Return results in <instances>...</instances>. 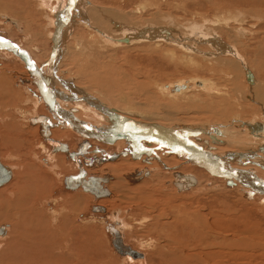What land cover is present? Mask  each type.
Returning a JSON list of instances; mask_svg holds the SVG:
<instances>
[{
    "label": "rangeland",
    "instance_id": "374dc122",
    "mask_svg": "<svg viewBox=\"0 0 264 264\" xmlns=\"http://www.w3.org/2000/svg\"><path fill=\"white\" fill-rule=\"evenodd\" d=\"M40 1L0 0V15L2 14L1 16L5 17L4 20L8 18L15 22V24L10 25V23L2 20L3 18L0 16V36L3 38L8 36L7 39L10 43L15 46L18 45L23 47L25 51L27 50L38 65L42 64L46 59L47 53L52 51V48H50L52 44L48 36L52 30L55 31L56 29V27L50 24L52 21L50 19L54 17L50 15L49 10L44 7V2L47 0ZM56 1L50 0L49 5L52 6ZM89 1L95 6L108 8L115 11V13L121 14H129L132 9L138 8L137 3L140 1H146V6L155 4L147 8L144 11L145 13L141 12L137 14V20L142 19V21H144L152 19L153 24L166 27L168 26L167 20L169 18L172 23L169 26L174 32L172 35L175 34L181 38H188L193 35L192 32L190 33L193 27V30H201L200 32H202V34L209 36L219 34L225 44L232 43L233 47L236 46L235 50L239 53V56L242 54L243 57L245 56L244 58L242 57L245 60L244 63L255 76L257 75L256 79H259L261 74L264 75V0ZM68 2L69 1H67L66 4H68ZM152 14H156V20L150 17ZM163 18L164 20H162ZM75 20L76 23H73V32L76 31L73 33V36L76 39L83 37L86 40L90 32H86V30L80 26L76 17ZM19 29L22 32L19 31ZM24 31L25 34H23ZM232 31L233 33H231ZM236 31H238V34ZM239 33H241V35H239ZM197 37L200 36L197 35ZM70 40L71 38L67 39L68 46L73 44V41ZM186 40H188L190 44H193L191 40ZM196 40L200 41L201 39ZM203 42L204 41L195 45L199 54H192L191 51L180 49L178 45L175 44H173L172 47L170 46V49L163 48L165 44H161L157 47L160 53L156 52L155 55L154 53H147L146 55L143 49H147V47L144 44L139 46H135V44L130 46L122 44L119 45V47L106 46L105 51L107 52V56H105L108 59H106L105 62H109L110 64H105H109L110 67L119 68V66H121L132 78L135 77L134 75L136 73H139L141 79L149 77L150 83L155 81L160 85H167L169 83L182 82L186 79H194L195 81L207 80V82L216 84L218 87L229 89L230 87L225 83L227 79L231 78V74L225 70L223 65L214 62L215 60L213 58V60L210 61L206 57L200 55L202 51H209L208 44H204ZM160 43L164 42L160 41ZM240 45L242 46L240 47ZM114 47L115 49H113ZM139 48L141 50H139ZM109 50H112L111 53L113 54L109 53ZM113 51L119 53L114 54ZM162 51L165 53L164 55L163 53L161 54ZM9 52L12 54L9 55ZM15 55L16 54L12 51L0 50V66L4 69L5 74H7L12 84L13 91L17 92V97L14 99V96H12L9 97V99L4 98L0 101V134H3V136L15 142L17 146V148H15L16 150L13 149V152H17H14L17 160L14 161L13 159L12 161L7 159L8 161L6 163H8V166L14 165L18 175L15 173L16 175L8 184L0 187V192L9 191L12 185L15 187L18 184L23 185L20 180L25 178L24 175H26V173L33 176L32 178L34 180L30 179L29 184L26 185L28 189L26 195L24 193L23 197H20L22 196L20 195L16 200L7 198L9 197L8 194L6 197L1 196L0 204L5 205L8 200L9 202L13 200V203H15V205H13L17 206L18 209L20 208L22 210L21 206L28 209L32 221L30 220L31 217H29L25 219V221H22V224L18 223L17 226L9 222L7 223L10 229H7L6 234L0 237V264H175V262H178L176 264H184V260H187V264H264V203L261 204V201L258 200L259 195L251 194V190H247L249 189L248 187H245L247 189L244 190V188L236 182V185L229 187L224 179L212 176L205 169L201 168V166L190 162L188 163L189 165L180 163L176 168V166L174 167L172 165L173 161L169 157L170 155L172 156L171 153H166L168 157L165 159V155H161L163 150L162 152L161 150L155 151L157 156L161 157V159L162 156H164V163L167 162V164H169L168 167L172 165L170 167L171 169H168V167L160 171L154 169V173L159 172V174H161L159 178L152 175V178H148L139 184L124 185L117 181L115 176L121 178L124 174L132 171L131 169L134 166L147 168L143 159L144 157L152 158V155L145 156L142 154L139 159L134 158L133 160L128 153V146L123 149H118V147H113L114 145L112 144L108 145L103 143L105 144L102 145L104 153H109L108 155H104L105 157L107 156V159L99 162L94 161L93 167L90 166L86 169L89 176H96L94 173L104 175L105 172L98 173L102 170L101 167L107 162H110V164L113 163L114 157H117L120 152L123 154H121L122 156L119 161L127 160L126 163L129 166L125 165L124 169L118 172H111V174L110 172L107 173L113 177V180L110 181L111 183L107 185V188L111 192V196L110 198L108 197L98 201H94L92 196L83 193L81 190L71 192L64 188V184L62 183L64 178L76 172V166L73 167L72 164L74 163L71 159L70 162L65 163L63 167L58 166V168H53L54 170L49 168L48 170L50 171L47 170L41 174L38 171L41 167L37 164L42 161L41 159L44 157L47 159V156L50 154L49 149L43 154L39 145L43 144L46 149L50 148V145L44 144V141L40 138L41 136L34 130L36 129L38 132V128L35 127L36 124L34 125V122H30L29 118H34L35 116L51 117L52 121L56 120V123L53 122V124H57L58 121L60 123L61 121L57 116H53L55 114L51 115L53 113L52 110L45 107L42 102L36 104V99L38 97L40 98V96H38V92L36 91L38 88L34 81L26 74V69L29 71L28 64L25 61L22 62V60L19 59L20 57ZM114 55L117 56L115 57ZM218 57L223 60L230 59L229 56L222 54ZM188 58H190L189 60H192V62L187 63ZM111 59L115 63L119 61L117 62L118 64L116 63V65L113 66L115 63H112L110 61ZM66 62V65H68L71 70L69 74L71 76L75 75L77 67L79 66L78 59L74 56H70ZM98 64H100V62ZM125 65L127 67H124ZM128 66H130V68ZM258 69L260 71H258ZM8 75L13 76L11 77ZM70 75H68V77ZM246 85L244 78H241L236 85L237 91H233L234 96L231 95L237 102H240L238 105L240 111L237 110L240 115V120L249 121L250 118L257 117L261 114L258 113V110L254 111L255 106L250 98V93L246 90ZM233 87H235V85ZM158 93L159 92L156 93L158 103L172 106L171 103L176 102L177 107L180 108H175L174 110L178 111V113L181 111V114L179 113L177 116L176 111L173 112V114H175L173 115V119H171L172 117H168L169 119L164 120V123L160 122L164 118L161 116V120L158 119L157 121L162 124L168 126L169 124L170 126H190L194 124L198 125L199 122L206 121V123L209 124L226 125V122H223L222 118L219 119L221 112H223L222 107H217L215 112L218 111L220 114L217 112L215 116L212 115V118L208 112H205L202 107H200V105L203 106V104L200 103L205 102L203 100H205L206 96L203 92H196L197 95L195 93H190L176 100L168 99L170 98L168 96L165 97L162 95V97L161 94ZM143 94L141 93V95ZM134 97L135 102L143 100L141 99L142 97L138 98L136 95ZM189 100H193L196 105L190 104L192 107H187L186 105H188L187 102ZM191 108L193 113L190 112ZM220 108L222 111H220ZM185 109L186 111L184 112ZM233 109L236 110V108H232L227 111L229 113H236L230 112V110L233 111ZM91 115L92 114H90V119H87V116L84 117L82 113L78 116L84 118V120L97 131H103L110 126L109 121L106 120L108 123L106 121L103 122L102 116L105 117V114L94 117ZM99 117L102 123L101 120H98ZM91 121L93 122L91 123ZM239 138V140L244 142L247 140L245 136H240ZM85 140L86 139H83L82 142ZM79 141H75L70 137V140L69 138L64 139L63 142L72 148L74 144L78 146ZM243 144L236 146L235 150L241 149ZM9 145L11 146V143H8V146L6 143L8 151L11 148ZM97 146H99V144H97ZM6 147H4L2 151L7 152L5 151ZM58 157H61V155ZM55 158L58 162L57 157H54L53 160ZM221 159L226 161L223 157H221ZM242 163H245L248 165V169L254 170L263 177L262 173L264 170L251 159L236 160L233 165L242 167ZM42 169H44L43 166ZM173 171H181L194 175L195 178L197 177V186L193 187L188 192L176 194L174 189L172 187L170 189L167 185L171 179L170 174H172ZM38 173L40 175H38ZM113 187L115 189H113ZM143 190L147 192L149 190L150 193L148 192V196L150 195V203L143 201V199H139L140 191L143 192ZM79 196L84 198H81V201L83 200L82 202L87 201V203H84L83 206H77L78 210H70V206H68L64 199ZM23 198H26V200ZM95 204H100L99 206L104 208L105 213H93L92 206H95ZM77 205L80 204L77 203ZM84 207L85 210H82L81 208ZM33 209H36V212ZM53 211L56 213L55 217H53ZM117 213H119V215ZM119 219L121 221H119ZM184 219L185 222L188 221L186 222L187 224L184 222ZM115 220H118L116 222L121 224L120 227L123 228L122 234L124 236V243L139 253H142L143 260H137L141 262L131 260L128 257H121L113 250L106 226ZM17 221L18 220H16V222ZM1 223L4 222L0 221V224ZM192 223L195 224V226H193ZM207 224H209V226H207ZM34 227L37 230H35ZM53 228L55 229L52 230ZM190 228L194 229L190 230ZM193 232L196 234H191ZM67 236H69L70 239L67 238ZM240 239H243V244L235 243L238 245H231L233 241ZM45 244H48L50 248L45 247ZM250 244L253 245L252 248L254 250L250 247ZM52 246H54L55 250L59 249L58 251L60 253L58 251H56L57 253H52L53 251H50ZM34 249H37V251H33ZM242 249L245 250L243 251ZM63 251H65V253ZM50 253L56 256L53 255L52 257ZM186 257L190 258V260Z\"/></svg>",
    "mask_w": 264,
    "mask_h": 264
},
{
    "label": "bare ground",
    "instance_id": "6f19581e",
    "mask_svg": "<svg viewBox=\"0 0 264 264\" xmlns=\"http://www.w3.org/2000/svg\"><path fill=\"white\" fill-rule=\"evenodd\" d=\"M49 1L47 0L44 2V7H46L47 10H49V14L54 17L50 19L52 20L50 24H52L53 27H56V29L55 31L52 30L48 36L52 44V45L50 44L51 45L50 48H52V51L50 50L51 52L47 53L46 59L45 61L42 62V64L38 65L36 61L33 59V57L31 56V54L27 50L25 51L23 47L18 46V45L15 46L12 43H10L9 40L7 39L8 36L7 37L5 36L4 38L0 36V50L10 51L11 49L15 51L16 55L20 56L19 59H21L22 61H25L28 64L29 71L25 68L26 74L30 76V78L34 81L39 91L38 96L40 95V98L38 97L39 100L38 98L36 99L35 97L37 101L36 104L39 102L40 103L42 102L45 107H47L49 110L50 109L52 110L53 113L51 115L55 114L53 116H57V118L61 121L60 123L58 121V123L55 124L56 120L52 121L51 117L49 118L45 116H39V117L33 116L34 118H31V117L29 118L30 122H34V125L36 124L35 127L38 128L39 133L37 132L36 129H34L35 132L39 135L42 134V135L48 136L47 139L49 140L48 142H45L44 144H49L50 148L46 149V147H44L43 144L39 145L40 146L39 148L40 150H42L41 152H43V154H45V151H48V149H49V154H50L47 156V159L44 157L43 159H41L42 161H40L37 164L41 167L38 170L41 174H43L49 168H52V170H54L53 168H56V167L58 168V166L63 167L65 163L70 162V156H72V154L76 152L78 146L74 144L71 148L70 146H68L67 144L63 142L64 139L69 138L70 140V137H72L75 141L80 140L79 141L80 143L81 137L83 138L92 137V138H95L94 140L92 139L93 141L90 144L92 146L93 145L97 146L98 141L99 142L104 141L102 143H105L108 145L112 144L114 145L113 147H116V148L118 147V149H123L126 146H128L129 147L128 153L133 158V160L134 158L139 159L140 155L142 154L145 156L152 155V158L151 157L149 158L144 157V159L142 158L147 168L134 166L131 169L132 171H130L127 174H124L121 178L119 176H115L117 181H119L120 183H123L124 185L139 184L140 182H143L144 180H147L148 178L149 179L152 178V175L155 177L157 176V178H159L161 174H159V172L154 173V169L157 171H160L164 168L166 169V167H168L169 165L167 164V162L164 163V159H163L164 156H162V159H161V157L157 156V154L155 153L156 150L158 151L161 150V152L163 150L161 155H165V159L168 157L166 153L172 154V156L170 155L169 157L172 159L173 161L172 165L174 167L176 166L177 168V166L180 163L182 164L184 163L186 165L189 162L199 165L201 166V168L209 172V174H211L212 176L224 179L227 182V185L229 187H231L232 185H236L235 184L236 182L241 187H243L244 190L247 189L245 187L249 188L247 190H250L252 188L255 189L258 192H255L254 194L259 195L258 200L261 201V204L264 203V188H262L264 187V184L262 185L261 183L258 182V180H261L264 182V178H263L264 172L262 173L263 177H261L254 170L248 169L249 167L247 168L248 165H246L245 163H242L241 165L242 167L233 165V163L236 162V160H242V159L248 158V159H251L253 162H255L258 166H260L264 170V75L261 74V77L259 78L260 80L258 78L256 79L257 75L255 76L249 70V68L246 67L244 63L245 60L243 59L245 56L243 57L242 56L243 54L239 56V53L235 50L236 46L233 47L232 43L225 44L223 40L221 39V37L219 36V34L217 35L212 32L214 35L209 36L206 34H202V32H200L201 30L200 31L193 30L194 27L190 31V33L192 32L193 35H191L188 38H181L179 36H176L175 34L172 35V33L174 32L169 26L172 24L171 19L169 18L168 20L165 19L168 21L167 23L168 26L166 27L153 24L152 19H147V20L142 21V19L140 18L141 20H137L138 18L137 14H140L141 12L145 13L144 11L147 8H150L152 5H155V4H150L151 6L149 5L146 6L145 4L146 1L144 2L140 1L139 3H137L138 8L132 9L129 12V14L115 13V11H112L111 9L101 8L100 6H97V5L95 6L93 3L91 4L89 0H57L61 2H57L55 0L56 2L52 6L49 5ZM67 1H69L68 4H66ZM75 17L77 19V22L80 24V26L84 28L86 32H90L88 36L86 37V40L83 37L76 39L73 36V33H75L76 31L75 30L73 32V29H74L73 23H76ZM150 17H153L156 20V14H152ZM1 18H3L2 20H4L5 17L1 16ZM162 20H164V18ZM4 21L10 23V25L15 24V22H13L12 20H9L8 18H6ZM19 31L21 30L19 29ZM236 32L238 34V31ZM231 33H233V31ZM23 34H25V31ZM197 35L200 36L201 38L197 37ZM239 35H241V33H239ZM69 38H71L70 41H73V44H70L68 46L67 39ZM186 39L191 40L193 44H190V42ZM196 39H201V40L197 41ZM160 41H163L164 43H160ZM202 41H204L203 42L204 44L205 43L208 44L209 51H202L200 55L203 57H206L210 61L214 59L215 60L214 62L216 63L218 62L219 65H223L225 70L231 74V78L227 79V82L225 83L227 86L230 87L229 89H224V87H218L216 84L207 82V80L195 81L194 79L192 80L186 79L182 82H176L172 84L169 83L167 85L165 84L160 85L159 83L155 81H153V83H150L149 77L141 79V77L139 76V73H136L134 75L135 77L132 78L129 76V74H127L123 70L121 66H119V68L110 67L109 65L110 63L105 62V60L108 59L106 58L107 56L106 55L107 52L105 51L106 46H110V47L118 46L119 47V45H122V44L126 46H130L134 44L135 46H139V45L144 44L147 47V49H143V51L146 52V55L147 53H154L155 55L156 52L160 53L157 47L160 46L161 44H165L163 45L164 46L163 48H166V49L169 48L170 46L172 47V45L175 44V45H178L180 49L191 51L192 54H195V53H198L195 45L199 44ZM241 46L242 45H240V47ZM12 47L17 49L18 52L14 50ZM134 48H137V47H134ZM113 49H115V47ZM139 50L141 49L139 48ZM111 51L112 50H109L108 52L111 53ZM113 52L114 54L117 53L115 51ZM162 53L163 51L161 52V54ZM8 54L10 55L12 53L9 52ZM164 54L165 53H163V55ZM221 54L225 56H229L230 59L223 60L219 58L218 56H220ZM255 54L257 55L256 52ZM8 56H5V57H8ZM70 56L76 57L79 61V66L77 67V71L75 75H72V76L69 74L71 70L69 69L68 65H66L67 63L66 61ZM189 59L190 58H188L187 63L192 62V60H189ZM110 61L112 63H115L113 62L112 59ZM99 62L100 64H98ZM105 63H109V64H105ZM116 63L113 64V66L116 65ZM124 67H127V66L125 65ZM128 67L130 68V66ZM258 71L260 70L258 69ZM68 75L70 76L68 77ZM8 76L12 77L13 75H8ZM241 78H244V80L246 81V84H247L246 90L248 93H250V98L252 100V103L255 106L254 111L258 110V113L261 114L258 116L256 115L257 117L250 118L249 121L240 120V115L237 112V110L240 111L238 109V105L240 102L239 101L237 102V100L233 97L234 96L233 91H237L236 85L240 81ZM232 84L233 86L235 85V87H233ZM175 86L180 87L178 91L173 90ZM157 92H159L161 96L162 95L165 97L168 96L170 97L168 99H175V100L182 96H186L190 93L196 94V92H203L205 93L204 95L206 96L205 100H203L205 102L200 103V104H203V106H201L200 104L198 105H200V107H202V109L205 112H208V114L211 115L210 116L211 118L213 117L212 115L215 116V113L218 112V111L215 112L217 107L218 106L222 107L223 112H221L219 119L222 118L223 122H226V125L224 124L223 126L214 125L215 123L209 124V123H206V121L199 122L198 125L194 124L190 126L189 125L170 126V124L168 126V125L162 124L164 123L163 122L164 120L169 119L168 117H172L171 119H173L174 117L173 115H175L173 114V112L176 111L174 109L175 108L179 109L180 107H177L176 102L171 103L172 106H167L166 104L158 103V100L156 99ZM141 93L143 95H141ZM135 95L138 98L142 97L141 99L143 100L142 101L138 100V102H135L134 101ZM12 96H14L13 99L17 97V92L13 91L12 84L9 78L7 77V74H5L4 69H2V67L0 66V101L4 98L9 99V97H12ZM187 104H188L186 105L187 107L191 106L192 104H194V101L189 100ZM232 108H236V110L233 109V111L230 110V112H236V113H229L227 111ZM191 110L192 108L190 109V112H192ZM222 110L220 108V111ZM185 111L186 109L184 110V112ZM224 111H227V112H224ZM79 112L82 113L84 117L87 116V119H90V114H92L93 117L97 115L100 116L102 114H105L104 115L105 117L102 116L103 122L106 120L109 121L110 126L105 128L103 131L102 130L97 131L96 129L92 128L91 125H89V123L86 120H84V118H81L78 116L80 115ZM176 113H177L176 116L179 115L178 111H176ZM161 116L162 118L164 117L162 121H160L162 123L157 121L158 119L161 118ZM98 120H101L100 117ZM53 122L55 123L53 124ZM92 122L93 121H91V123ZM101 123H102V120H101ZM79 126H81L82 129H84V131L80 130ZM87 132L90 133L92 136L91 135L89 136ZM240 136H245L246 137L245 139L247 140L245 142L242 140H239ZM188 141L200 149L206 150L207 148H211V150L207 153L208 157L200 156V154L195 151L196 150L195 148H193L192 146L190 147L188 145L187 143ZM6 143H7V146H8V143H11V146L9 145L11 147L9 151H8V148L6 147ZM242 144L243 146L241 147V149L235 150L236 146L242 145ZM61 145H65L66 149L65 150L60 149ZM4 147H6L5 151L7 152L2 151ZM15 148H17L15 142L11 141L9 138H6V136H3V134H0V163L11 172L10 181L17 174L16 169H15L16 167H14V165L8 166V163L6 162L8 161L7 159L12 160V161L13 159L14 161L17 160V158L15 157V153L17 152L16 151H14L15 153L13 152V149ZM121 154L123 153L120 152V154H118L117 157L113 156L114 157L113 163L110 164V162L106 161L107 163L101 167L102 170H100L98 173L105 172L104 175H99V174L94 173V175L96 176H93V175L89 176V174L87 175L88 171L86 169H83L85 167L83 168L79 167V170H78L75 167V165L72 164L73 167L76 168V172L75 174H71L69 176H75L79 173L78 171H83L85 181H87L90 178H93V179L94 178H97V179L106 178V181L105 182L102 181V185H101L103 192H105V194L102 197L95 198L92 194L84 191L81 188V186H77L74 189L67 188L64 181H65V178L69 176H66L64 180L62 181V183L64 184V188L71 192L81 190L83 193H86L92 196L94 201H98L104 198L106 199L108 197L110 198L111 192L107 188V185L111 183L110 181L113 180V177L107 173L110 172L111 174V172H118L124 169L125 165L129 166L126 163L127 160L119 161L122 156ZM59 155H61V157H58ZM54 157L58 158V162L56 158L53 160ZM221 157L225 158L226 161L222 160ZM99 158L100 157H98L97 159ZM195 158L197 160H195ZM72 160L74 161V158ZM172 165H170L168 169ZM42 166L44 167V169H42ZM228 171L229 172L233 171V172L238 173L239 175L237 174L235 177L239 178L241 182L237 178L236 180L235 177L233 178L229 176L230 178H227ZM230 174H234V173H230ZM38 175L40 174L38 173ZM24 176L25 178L20 180V182L23 185L18 184L16 187L12 185L13 187L11 186L9 191H4L2 193L0 192V197L1 196L6 197V195L8 194L9 197L7 198H9L10 200L11 199L16 200L18 199L20 195H22L20 197H23L24 193L26 195L28 191L26 185L29 184L30 179L32 180L34 179L32 178L33 176H31L28 173H26V175ZM170 176H171V179L169 180L167 185L170 187V189L172 187L176 194L188 192L193 187L197 186V180H196L197 177L195 178V176L192 174L183 173L181 171H173L172 174H170ZM189 176H192L195 180L193 183H191V185H189L190 182L188 181ZM229 180L231 182L230 185L228 184ZM10 181H8V183ZM113 189L115 188L113 187ZM148 192L144 190L143 192L140 191L139 199L140 200L143 199V201H147L150 203L151 202V200L149 199L150 195L148 196L150 192L149 193ZM81 198L83 197H80V196L74 197V198L72 197V198H66L67 200L66 199L64 200L65 202H67L68 206H70V210L74 211V210H78L79 206H83L84 203H87V201L82 202L83 200L81 201ZM23 199L26 200V198H23ZM79 201L82 203V205ZM13 202H14L13 200L10 202L8 200V202L5 203V205L0 204V221L4 222L0 224V229L2 228L3 230V232L0 231V237L6 234L7 229H10L7 224L8 222L11 224H14V226L15 225L17 226L18 223L22 224V221H25V219H28L29 217H31L29 215L28 209L23 208V206H21L22 210L20 208L18 209L17 206H14L15 203ZM77 203H79L80 205H77ZM99 205L100 204H95V206H92V209L95 207L101 208ZM81 209L85 210V207ZM33 210H35L36 212V209H33ZM93 210H92L93 213H103V212L105 213V210L103 207L101 208V210H96V211L95 210L93 211ZM53 212H54L53 217H55L56 213L55 211ZM117 214L119 215V213ZM16 220L18 221L16 222ZM30 220L32 221V217L30 218ZM116 221L118 220H115L106 226V230L108 231V234L110 235L111 245H112V239L114 238V235H111V234L116 233L122 242V246L131 248L129 245L124 243V236L122 234L123 228L120 227L121 224H118ZM119 221L121 220L119 219ZM184 222H185V219H184ZM193 226H195V224H193ZM207 226H209V224H207ZM110 227L111 229H113V231L110 230ZM55 228H53L52 230H54ZM193 229L190 228V230H193ZM191 234L195 235L196 233L193 232ZM67 238H69V236H67ZM242 240L240 239L237 241H233L231 245L235 243L243 244L244 242ZM235 245H238V244H235ZM252 246L253 245L250 244L251 248ZM45 247H49V245L45 244ZM38 248H39V245H38ZM131 249L134 250L133 248ZM234 249H237V248H234ZM58 250H55L54 246H52L50 249V251H53L52 253ZM113 250L115 251L117 255L121 257H128L134 261L143 260V255H142V258H132L130 256L120 255L119 253L116 252L114 248ZM230 250H233V249H230ZM33 251L36 252L37 249H34ZM63 252L65 253V251ZM51 255L53 257V255L55 254H51ZM188 260H190V258H188ZM137 262H141V261H137ZM176 263L178 262H175V264ZM183 263L187 264V260H184Z\"/></svg>",
    "mask_w": 264,
    "mask_h": 264
},
{
    "label": "water",
    "instance_id": "95a60500",
    "mask_svg": "<svg viewBox=\"0 0 264 264\" xmlns=\"http://www.w3.org/2000/svg\"><path fill=\"white\" fill-rule=\"evenodd\" d=\"M179 88L180 87L175 86L173 90L174 91H178ZM187 143H188V145L190 147L192 146L193 148H195L196 149L195 151L197 153H199L200 156L208 157L207 153L211 150V148H207L206 150L205 149H200L197 146H195L192 143H190L189 141ZM86 147L87 146L84 145V147H82V149L80 150L79 153L83 154L85 152V148ZM60 149L65 150L66 149L65 145H61ZM195 160H197V159L195 158ZM230 173H234V174H230ZM237 174L238 173H236V172H233V171L229 172L228 171L227 178H230V177L234 178ZM236 178L237 177H235V179ZM10 179H11V172L0 163V187L5 185L6 183H8V181H10ZM237 179L241 182V180L239 178H237ZM102 181L105 182L106 178H102V179L90 178L87 181H85L83 171H79V173L77 175L69 176V177L65 178L64 183H65L67 188H71V189H74L77 186H81V188L84 191L92 194L95 198H99V197H102L105 194V192H103V189L101 188L102 187L101 186L102 185ZM188 181L190 182L189 185H191V183H193L195 180H194V178L192 176H189V180ZM258 182L261 183L262 185L264 184V182L261 181V180H258ZM228 184L229 185L231 184L230 180L228 181ZM262 188H264V187H262ZM250 190H251V194H254L255 192H258V191H256L253 188L250 189ZM93 209L95 211L96 210H101V208H97V207H95ZM110 230L113 231V229H111V227H110ZM0 231L3 232L2 228L0 229ZM111 235H114V238L112 239V246L116 250L117 253H119L120 255H124V256H130L132 258H142V254H140L139 252L134 251V250H132L129 247H123L122 246V242H121V240L119 239V237H118V235L116 233H112Z\"/></svg>",
    "mask_w": 264,
    "mask_h": 264
},
{
    "label": "flooded vegetation",
    "instance_id": "af4514ba",
    "mask_svg": "<svg viewBox=\"0 0 264 264\" xmlns=\"http://www.w3.org/2000/svg\"><path fill=\"white\" fill-rule=\"evenodd\" d=\"M2 41V40H1ZM3 42V41H2ZM14 50H16L17 52H18V50L17 49H15L14 47H12ZM10 51H12L13 53H15L16 54V52L15 51H13V50H11L10 49ZM20 57V56H19ZM23 62V61H22ZM37 92H39L38 90H37ZM35 95V94H34ZM40 96V95H39ZM79 128H80V130H82V131H84V129H82V127L81 126H79ZM87 134L90 136L91 134L90 133H88L87 132ZM77 135H79V134H77ZM40 138L44 141V143L45 142H48L49 140L47 139V137L48 136H46V135H42V134H40ZM81 136V135H80ZM92 136V135H91ZM85 137V136H84ZM46 138V139H45ZM86 138V140L84 141V142H82L83 141V139H85ZM85 138H83V137H81V142L78 144V148H77V150H76V152H74V154H72V156H70V159L72 160L73 158H74V161H73V163L75 164V166H76V168L79 170V167H85V168H83V169H87V168H89L90 166L91 167H93V163H94V161L95 162H99V161H105L107 158V156L105 157L104 155L105 154H107V153H104V150H103V147H102V145H105V144H103V143H100L99 141H98V143L97 144H99V146H101V147H99V146H95V145H90L91 144V142L95 139V138H92V137H85ZM89 139V140H88ZM91 139V140H90ZM93 139V140H92ZM96 140H98V139H96ZM101 141V140H100ZM101 142H104V141H101ZM82 143V144H81ZM84 145H86L87 147L85 148V152L83 153V154H81V153H79L80 152V150L82 149V147H84ZM95 146V147H94ZM99 147V148H98ZM101 150H103V151H101ZM93 152V153H92ZM109 154V153H108ZM107 154V155H108ZM97 156H99L100 158L99 159H101V160H98L96 157ZM76 158V159H75ZM79 172V171H78ZM88 175V174H87ZM102 208V207H101ZM104 213V212H103Z\"/></svg>",
    "mask_w": 264,
    "mask_h": 264
}]
</instances>
